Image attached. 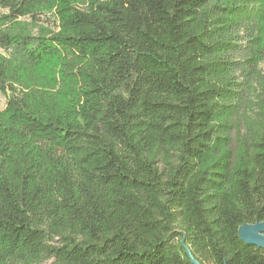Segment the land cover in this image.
I'll use <instances>...</instances> for the list:
<instances>
[{
  "label": "trees",
  "instance_id": "1",
  "mask_svg": "<svg viewBox=\"0 0 264 264\" xmlns=\"http://www.w3.org/2000/svg\"><path fill=\"white\" fill-rule=\"evenodd\" d=\"M260 67L264 0H0V264H264Z\"/></svg>",
  "mask_w": 264,
  "mask_h": 264
},
{
  "label": "rangeland",
  "instance_id": "2",
  "mask_svg": "<svg viewBox=\"0 0 264 264\" xmlns=\"http://www.w3.org/2000/svg\"><path fill=\"white\" fill-rule=\"evenodd\" d=\"M240 35H241L240 36L241 38H244L243 33ZM258 71L262 72L264 71V68L260 67ZM246 73L248 72L245 71L237 75V81L243 85L244 95H245V99L247 100V102L244 103L240 112L233 118L234 128L230 133L232 140H233V144H236L239 138V135H242L245 132V129L243 126L244 114L249 112L252 103H255L257 101L258 94L256 90L258 89V86L256 84L255 77H249L248 79H250V81L246 82V80H248ZM9 96H10L9 94L4 95L0 92V110H4L6 108ZM44 264H54V261L49 260V261H46Z\"/></svg>",
  "mask_w": 264,
  "mask_h": 264
},
{
  "label": "water",
  "instance_id": "3",
  "mask_svg": "<svg viewBox=\"0 0 264 264\" xmlns=\"http://www.w3.org/2000/svg\"><path fill=\"white\" fill-rule=\"evenodd\" d=\"M239 236L246 244L264 249V222L242 226L239 230ZM187 252L193 264H201L194 259L189 249Z\"/></svg>",
  "mask_w": 264,
  "mask_h": 264
}]
</instances>
